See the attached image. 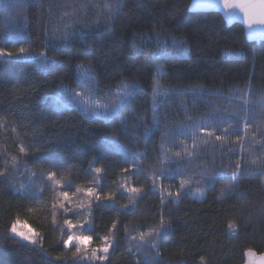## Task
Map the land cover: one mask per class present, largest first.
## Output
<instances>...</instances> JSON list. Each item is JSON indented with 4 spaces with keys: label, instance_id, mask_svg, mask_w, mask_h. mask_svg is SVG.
<instances>
[{
    "label": "trees",
    "instance_id": "16d2710c",
    "mask_svg": "<svg viewBox=\"0 0 264 264\" xmlns=\"http://www.w3.org/2000/svg\"><path fill=\"white\" fill-rule=\"evenodd\" d=\"M189 1L0 0V264H241L263 251L264 41ZM16 221L34 244L10 233ZM69 236L90 237L75 257Z\"/></svg>",
    "mask_w": 264,
    "mask_h": 264
},
{
    "label": "water",
    "instance_id": "95a60500",
    "mask_svg": "<svg viewBox=\"0 0 264 264\" xmlns=\"http://www.w3.org/2000/svg\"><path fill=\"white\" fill-rule=\"evenodd\" d=\"M188 9L218 12L228 26L240 24L248 41H264V0H190ZM241 264H264V249L244 251Z\"/></svg>",
    "mask_w": 264,
    "mask_h": 264
},
{
    "label": "snow or ice",
    "instance_id": "6c2138e0",
    "mask_svg": "<svg viewBox=\"0 0 264 264\" xmlns=\"http://www.w3.org/2000/svg\"><path fill=\"white\" fill-rule=\"evenodd\" d=\"M58 34H59L58 31H57V30H54V31H53V34H52V35H53V39H56L57 36H58ZM65 35H66V33H65ZM17 51H18V53H26V52L29 51V49H26V48H24V47H20ZM3 54H4V55H7V56H12V55H14V53H11V52H7V53H3ZM39 55H41V56H45L46 54L43 53V52H41V53H39ZM127 88H129V85H126V86H125V89H127ZM154 93H160V88H159L158 85H157L156 88H154ZM161 94H162V95H167L168 93L165 92V93H161ZM123 95L128 96V95H129L128 91L125 90L124 93H123ZM154 104H155L157 107L159 106V103L157 102V99H156L155 96H154ZM116 107H118V105H117ZM245 127H247V125H245ZM200 131H201V132H204V131H206V129L201 128ZM209 135H211V133H209ZM216 139H217V140H222L223 138H222L221 136H216ZM239 139H241V138H239ZM20 152H22V153L25 152V148H24L23 146L20 147ZM185 152H186V154H187L188 156H191V155H192L191 152H187V149H185ZM176 155L179 156L180 153H177ZM257 159H258V158L253 159V160H252V163L255 164V163L257 162ZM236 167H237V170H238V169L240 168V164L237 163ZM95 171H96L97 173H99V172L101 171V169H100V168H96ZM5 175H6V173H5ZM54 175H55L54 173H51V172H50L49 175H48V178H49V179H52V178L54 177ZM233 178H235V174H233ZM56 183L58 184L59 181H56ZM181 187H184V182H181ZM81 191L84 192L86 195H89V196H90V195H92L96 190L93 189V188H80V187H77V188H76V192H81ZM128 191H129V192H132V193H137V192L140 191V189H138V188H136V187H130V188L128 189ZM58 195H59V197L62 198L61 200L58 201L60 207H61V208H64L65 211H72L71 208H65V202H66V201H67V202H70V197H71V196H74V195H75V192L70 193V192H68V191H62V192H60ZM99 198H100V197L98 196V199H99ZM104 198H105V199L107 198V194L105 195ZM82 206H83L82 204H81V205H76V207H82ZM64 224H65V225L67 226V228H69V229H72L73 227L76 226V225H74V223H73V221H72L71 219H65V220H64ZM115 226H116V222L113 221V227H115ZM229 226H230V227H233V222H232V221H229ZM11 232L14 233L16 236H19L21 239H23V240H25V241H28L29 243H33V244L35 243V240L33 239V236H32V234H31V232L25 233V232H19V231H17V227H16V224H15V223H13V225H12V227H11ZM146 235H147V233H145V232H140V233H139V237H140L141 240H142ZM5 238H6V239H11L12 237L9 236V237H5ZM75 239H76V241H77V244H76L75 252L73 253V257H75L77 253L81 252L82 248H85V247H86V242L90 241V237H76ZM102 239H103L104 243H103V246L100 248V251H102V252H104V253H108V252H109V247H110L111 244H112V237L106 235V236H104ZM72 240H73V237L69 236L68 239L64 241V244H65V245H69V243H70ZM96 251H97L96 249H93V250H92V255H93V257L98 258L99 260H102V261L106 259V256H99V257H96ZM58 259H60V257H58ZM63 259L67 260L68 258L65 257V258H63ZM199 259H200V261L202 262V264H204V262H205V258H204L203 256H201Z\"/></svg>",
    "mask_w": 264,
    "mask_h": 264
},
{
    "label": "rangeland",
    "instance_id": "374dc122",
    "mask_svg": "<svg viewBox=\"0 0 264 264\" xmlns=\"http://www.w3.org/2000/svg\"><path fill=\"white\" fill-rule=\"evenodd\" d=\"M14 223L16 224L17 231H19V232H25V233L31 232V234L33 236V239L35 240V233H34V231L27 224H25L22 221H16ZM10 233L12 235H14L15 237L21 239L19 236H16L14 233H12L11 230H10ZM81 237H84V236H81ZM21 240H23V239H21ZM23 241H25V240H23ZM26 242H28V241H26ZM73 242H75L77 244L76 239H73L69 244H72ZM88 243H89V241L86 242V246L88 245Z\"/></svg>",
    "mask_w": 264,
    "mask_h": 264
}]
</instances>
